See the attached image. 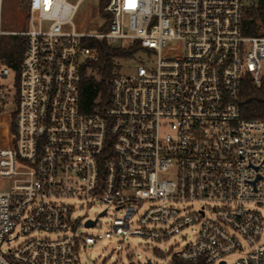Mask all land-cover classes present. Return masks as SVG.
<instances>
[{
    "label": "built area",
    "instance_id": "2783aa9c",
    "mask_svg": "<svg viewBox=\"0 0 264 264\" xmlns=\"http://www.w3.org/2000/svg\"><path fill=\"white\" fill-rule=\"evenodd\" d=\"M80 1L27 0V29L7 33L25 49L12 99L0 59V264H83L87 245L127 236L161 254L187 232L170 259L264 264V119L240 110L264 35L244 33L245 0H103L97 33L74 23ZM87 39L140 47L88 113ZM70 200L99 213L82 221Z\"/></svg>",
    "mask_w": 264,
    "mask_h": 264
},
{
    "label": "rangeland",
    "instance_id": "374dc122",
    "mask_svg": "<svg viewBox=\"0 0 264 264\" xmlns=\"http://www.w3.org/2000/svg\"><path fill=\"white\" fill-rule=\"evenodd\" d=\"M74 2L75 0H69ZM101 0H81L79 11L74 18V23L83 27L85 32L97 33L105 21V17L100 13ZM0 25L1 30L6 34L1 36V45L10 42L9 32L24 31L27 29V0H0ZM118 71L120 74L131 75L135 73L138 59L133 57L129 59H118ZM264 73V68H262ZM6 86L9 97L12 99L18 84L16 72L12 69L10 74L1 80ZM75 202V216L83 221L86 218H94L99 213L100 207L91 205L85 206L79 201ZM195 207V205H194ZM110 211V215H112ZM107 224V221H106ZM102 227V229H104ZM83 230H85L83 228ZM88 232V230H85ZM184 233L170 238L166 243L160 244L163 253L153 251L151 243L145 242L136 236H127L119 241V238L102 239L93 245H87L80 252V260L83 264H171L170 254L172 251L181 250L187 242L191 240V234L186 233L185 239L182 238ZM164 255V256H162ZM239 254L234 253L225 257L226 264H231Z\"/></svg>",
    "mask_w": 264,
    "mask_h": 264
},
{
    "label": "trees",
    "instance_id": "16d2710c",
    "mask_svg": "<svg viewBox=\"0 0 264 264\" xmlns=\"http://www.w3.org/2000/svg\"><path fill=\"white\" fill-rule=\"evenodd\" d=\"M244 6V33L246 35H264V0H245ZM103 0L100 7L103 6ZM101 15L104 13L100 9ZM107 23L101 28L105 30ZM1 40V37H0ZM86 45L96 49L97 59L87 62L81 72L79 85V107L83 112H94L105 107L110 97V79L117 68V60L132 58L140 47L134 43L128 48H121L109 40L87 39ZM25 49L23 36L11 35L10 42L1 45L0 59L17 74ZM241 116L247 119H264V80L260 86H254L247 80L240 95ZM171 264H205L203 260L186 262L173 257Z\"/></svg>",
    "mask_w": 264,
    "mask_h": 264
},
{
    "label": "water",
    "instance_id": "95a60500",
    "mask_svg": "<svg viewBox=\"0 0 264 264\" xmlns=\"http://www.w3.org/2000/svg\"><path fill=\"white\" fill-rule=\"evenodd\" d=\"M93 224H94V221H88V222L86 223L87 226H91V225H93ZM146 264H150V261L148 260Z\"/></svg>",
    "mask_w": 264,
    "mask_h": 264
}]
</instances>
